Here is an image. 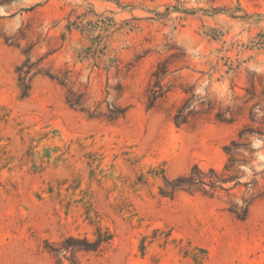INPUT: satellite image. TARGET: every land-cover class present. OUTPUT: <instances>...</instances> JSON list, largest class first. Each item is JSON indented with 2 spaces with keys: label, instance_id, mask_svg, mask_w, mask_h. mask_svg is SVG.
Segmentation results:
<instances>
[{
  "label": "rangeland",
  "instance_id": "obj_1",
  "mask_svg": "<svg viewBox=\"0 0 264 264\" xmlns=\"http://www.w3.org/2000/svg\"><path fill=\"white\" fill-rule=\"evenodd\" d=\"M163 61L169 91L147 109ZM69 89L127 112L89 118ZM191 96L200 114L176 127ZM244 128L240 186L159 194L194 165L222 172ZM250 197L238 221L228 208ZM98 228L111 241L80 264H264V0H0V264H54L47 243Z\"/></svg>",
  "mask_w": 264,
  "mask_h": 264
},
{
  "label": "trees",
  "instance_id": "obj_2",
  "mask_svg": "<svg viewBox=\"0 0 264 264\" xmlns=\"http://www.w3.org/2000/svg\"><path fill=\"white\" fill-rule=\"evenodd\" d=\"M33 66L28 62L23 63L16 69L18 74V84L21 90L22 97H27L30 91V77ZM169 72L168 62H160L151 77L153 82L148 85L146 90V107L147 109L155 108L158 103L165 98L169 89L163 84V80ZM39 73V71H37ZM51 80H55L60 85L65 86L64 81H60L57 77L45 74ZM195 97H187L181 105L176 109L173 115V123L176 127L188 126L192 124L199 116L200 112L196 109ZM66 103L72 108L81 112H86L89 118H104L108 122H115L123 118L127 112L126 108L119 105L107 104L104 112L99 111L97 107L92 112H89L85 106L84 95L76 93L69 89L66 94ZM217 120L221 122H231L232 118L226 119L220 113L216 115ZM256 132L248 128H244L238 134V139L231 141L224 147V153L228 156L227 162L223 167L222 172L210 168L207 171L200 169L194 165L187 174L178 176L174 179L162 177L163 185L159 189V194L162 197L173 199L178 192H186L189 194L200 193L203 196L213 198L217 192H228L235 187L241 185L239 170L240 166L246 163L243 157L244 152L250 151V144L246 136L255 134ZM232 184L231 187H228ZM255 198H243L240 204H231L228 212L231 213L238 221H244L249 212V208ZM111 234L97 229L95 239L90 240L83 236H68L60 243L55 245L46 244V248L52 253L56 261L54 264H80L77 253H97L101 248L111 241Z\"/></svg>",
  "mask_w": 264,
  "mask_h": 264
}]
</instances>
